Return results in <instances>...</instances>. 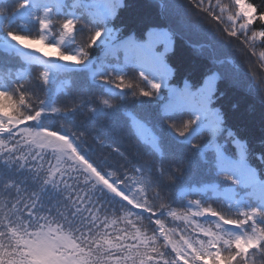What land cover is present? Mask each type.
<instances>
[{
	"label": "trees",
	"instance_id": "trees-1",
	"mask_svg": "<svg viewBox=\"0 0 264 264\" xmlns=\"http://www.w3.org/2000/svg\"><path fill=\"white\" fill-rule=\"evenodd\" d=\"M13 1L15 0H0V8ZM198 1L201 2V0H118L117 6L119 4L122 6L118 7L114 14L98 18L92 17L96 10L93 0H67L70 8H66L60 15H57L60 11L39 9L31 4L18 10L10 20L9 28L18 24L30 25V29L36 31V36L44 35L47 41L55 32L61 35V24L72 20L74 30L64 37L77 43L86 56L82 58V63L78 64L76 70H59V77L71 80H68V85L60 83L53 92L42 96H39V93L54 85L51 80H44L41 77L42 83L35 80L33 72H38L32 65L24 63L22 57L17 54L10 53L7 56V59L12 56L11 59L18 63L17 68H5L0 59V91L13 97L18 95L30 97L35 103L22 110L29 115L34 114L35 110L40 111V126L67 136L85 159L103 158L109 155L112 149L123 153L124 156H119L117 152H112V158L117 163L114 162L110 167L119 174L120 165L123 164L133 179L127 183H117L115 185L117 190L122 195L134 198L132 187L140 188L142 184L146 191H149V203L158 213L152 219H161L166 227H176L177 231L187 228L186 234L193 235L195 231L190 225L186 226L180 219L163 215L164 212L170 211L182 215L184 203L179 198L182 192L202 195L200 198H212V203H216L217 206L214 211L226 218L242 219L241 213L255 209L258 198L248 194L249 188L240 186L234 176L219 170L220 167L227 165L228 158L234 159L235 172L240 171L237 165L244 161L255 177L264 183V63L259 59V53L264 51V41L250 42L251 46L243 43L245 35H250L251 30L264 29L257 24L250 26L249 30H245V35H240L238 39L230 37L227 35V29L232 27V24L223 21L211 3L202 0L201 9ZM247 2L257 6L258 12L264 10V0ZM210 7L213 13L204 10ZM229 11L233 14L236 11L235 6H231ZM80 13L84 14L92 25L98 28L102 26V36L86 50L84 44L90 33L81 27V22L76 21ZM213 14L219 16V20L214 19ZM56 16L62 18L58 25L53 22L57 21L54 20ZM41 19L49 21V28L43 32L39 27ZM4 24V16L0 15V30ZM78 29H81V34L77 32ZM159 32H167L172 44L171 52L165 54L166 60L161 61L158 67V74L165 76L168 87L160 86L159 93L151 99L131 98L130 90H121L109 77L111 73L112 77L131 79L138 73L136 67L120 59V43L129 35L143 40ZM211 74L217 75V82L212 87L215 93L214 102L207 118L214 113L219 114L221 128L216 145H208L210 141L208 139L201 142L199 148L193 149L191 143L195 137L203 133L211 134L204 126V119L197 118L191 132L183 137L176 135L164 120L179 124L185 116H192L188 107L174 106L173 92L182 86L184 81L195 88L201 84L205 76ZM145 77L158 83L156 75L147 74ZM75 80L96 87V98H91V95L83 91L86 95L82 97L84 101L82 107L78 106L75 97H60L61 93H68L72 81ZM10 84L15 85L8 92ZM101 101L112 102L114 106L108 107ZM116 132L121 134V139L117 138ZM149 132L153 134L155 147H150L140 136L141 133ZM12 136L0 135V140L10 143ZM73 137H79V141ZM80 141L87 151L82 150ZM134 151H138L139 156H133ZM143 159L151 160L152 163L144 166L141 163ZM0 162L9 163L6 157H0ZM157 163L160 165L159 170L156 168ZM173 167L182 169L179 176L172 174ZM10 172L14 174L9 181L10 184L28 191L30 193L28 195L33 196L38 204L36 211L43 214L55 215L57 209L64 212L69 201L73 205V202L79 204L77 196L88 197V194L82 191L83 186L78 179H74L77 174L71 170L67 178L55 177L53 182L43 185L42 188L41 177L30 178L23 175L18 167H11ZM169 174H172V181L166 182L164 177ZM224 176L231 179L225 180L222 178ZM120 179H123L122 175ZM109 180L111 182V178ZM4 184V181L0 183V191H3ZM97 188L99 194L96 190L93 191L92 195L96 202L91 201L92 205L107 211L109 215L114 213L122 215L123 211H131L140 217H132L137 226L148 235L152 234L151 229H154L155 225L149 222L148 213L131 209V206L124 204L125 201L121 198L108 194L99 186ZM222 189L230 190L234 195V203L230 207L225 206L220 196ZM65 196L67 200L64 199ZM135 199L139 200L138 195ZM85 203L88 201L85 200ZM70 209L68 208L66 213ZM257 213L252 222L239 227L248 235H252L253 225L264 229L262 224L264 215L260 211ZM124 226L120 225L121 228ZM218 232L225 239H231L227 233L221 230ZM224 251L227 254L232 250ZM262 252L264 242L256 249L250 250L249 264H259L258 259ZM165 256L169 264H174V254L170 255L165 250Z\"/></svg>",
	"mask_w": 264,
	"mask_h": 264
},
{
	"label": "snow or ice",
	"instance_id": "snow-or-ice-1",
	"mask_svg": "<svg viewBox=\"0 0 264 264\" xmlns=\"http://www.w3.org/2000/svg\"><path fill=\"white\" fill-rule=\"evenodd\" d=\"M109 3L112 5L109 15L114 14L118 7L122 6V4L117 6L118 0H109ZM232 3L236 11L227 16V20L232 24V27L227 29V35L238 39L240 35H245V30H249L250 26L257 24L264 29L262 23L264 10L258 12V7L247 0H232ZM26 6L25 0H18L17 10H22ZM199 6L203 9L202 0ZM216 7H219L221 13L226 11L219 0ZM204 10L213 13L211 7ZM214 19L219 20V16L214 15ZM238 22L237 29L235 25ZM39 27L43 32L49 28V21L41 19ZM74 27L72 20L63 22L61 39L71 34ZM102 34L97 32L92 37V42ZM7 36L22 48L34 49L45 57L56 56L61 61H71L73 64H80L82 58H86L83 50L79 55H62L58 46L45 43L44 35L32 38L8 31ZM256 40L264 41V30H251L250 35H245L243 43L251 46L250 42ZM144 44L149 52L154 53V46L149 45L147 41ZM157 58L161 60L160 57ZM259 59L264 61V51L259 53ZM43 79H47L46 72ZM159 86V83L152 85L154 90ZM30 104L31 100L27 95L13 97L0 91V134L14 133L10 143L0 140V157L25 164V161H29L38 151L51 149L56 153H62L65 150V144L54 138L60 134L52 131L32 132L23 127L28 121L35 120L41 115H36L38 110H35L34 114H27L26 119H21L22 108ZM204 107H207L206 103ZM216 130L213 128L208 139L214 137ZM65 140L70 142L68 137ZM25 148L29 151L25 152ZM56 174L55 169H50L47 179L53 182ZM115 185L112 184V188L116 189L118 197L126 201L131 200V209H139L149 214V222L155 225L154 229H151V235L137 226L132 217H140L131 211H127L126 216L115 213L109 215L107 211L92 205L87 196L83 198L77 196L80 203L73 202L75 207L68 213L59 211L55 215L40 213L36 211L38 204L33 196H26L20 188L5 183L3 191H0V264H169L165 250L170 255L174 254V264H249L250 250L256 249L264 242V229L254 225L252 235L237 236L233 239H225L220 232L205 228L201 224L191 225L195 230L194 235L186 234L187 228L177 231L176 227H166L161 219H152L158 213L149 203V191H146L142 184L140 189L144 191V196L139 200L122 195ZM6 190L14 191V197L9 199L5 195ZM136 195L139 196V193ZM85 200L88 203H85ZM257 214L253 209L241 213L243 218L237 220L226 218L211 207L199 208L183 216L175 211L169 212L171 217L182 219L185 224H190L189 216H210L217 217L223 225L235 227L249 224ZM121 224L125 226L121 228ZM224 249L232 251L226 254Z\"/></svg>",
	"mask_w": 264,
	"mask_h": 264
},
{
	"label": "clouds",
	"instance_id": "clouds-1",
	"mask_svg": "<svg viewBox=\"0 0 264 264\" xmlns=\"http://www.w3.org/2000/svg\"><path fill=\"white\" fill-rule=\"evenodd\" d=\"M81 27L85 28L86 31L90 33V35L87 38V41L84 44V49L86 50L88 48H91L92 45L100 38L98 37L95 40V42H92V37L97 32L102 33V26L98 28L90 24H81ZM116 31H121V30H116ZM149 31H151V29H149ZM130 38L131 36L129 37V39ZM61 54L70 55V54H65L62 51H61ZM157 56L160 57L162 61L166 60V56L163 53L158 54ZM174 71L175 70L173 69V72ZM109 77L112 79V82L115 83L121 90H124V89L130 90L131 98L139 99L140 97H147L151 99V98H154L159 93V90H160V86L157 90H154L152 85L155 82H152L151 80L147 79L142 73H136L135 76L131 79H126L124 77H112L111 73H109ZM211 79H212L211 75L205 76L200 85V88L204 89L206 92V103L207 104H211L213 102L214 95H215L213 88L210 86ZM18 90L19 89H17V91ZM142 93H147V95H144ZM34 103L35 102L31 100V104H34ZM101 103L107 105L108 107L114 106L113 103L109 101H101ZM29 106L30 105H26L25 108L23 109H27L29 108ZM40 114H41L40 111L36 112V115H40ZM26 118H27V114L25 111L22 110L21 119H26ZM164 123L167 124V126L170 129H172L173 132L176 133V135L183 137L185 136V134L190 133L193 127L196 125L197 117L185 116L183 121L179 124L170 123L167 119L164 120ZM115 135L119 139L122 138L119 132H116ZM208 136H209L208 133H203L200 136L195 137L191 143V147L193 149L199 148L201 145V142H205L208 140ZM66 137L67 136L65 135H57L54 138L64 141ZM73 139L76 141H79V137H73ZM80 143H81L82 150L87 151L88 149L83 146V142L80 141ZM112 152H117V150L112 149L109 155L104 156L103 158H94L92 160L85 159L84 156H82L81 154L77 152L76 148L73 146V142L70 140V142L68 141V143L65 145V150L62 153H53V155L55 156L57 165H60V167L62 168L64 164H67L68 168L77 174L76 178L78 179L79 183L83 186L82 191L88 194V198L90 201L95 203L96 198L92 195V193L94 190H96L97 194H99V189L97 188V186H101L103 189H106L108 192L114 193L117 196L118 194L112 190V187H111L112 184L127 183L129 180L133 179V176L129 173V171L127 170V168L124 167L123 164L120 165L121 167H120L119 174L116 170H113V168L110 167L111 165H113L114 162L117 163V161L112 158ZM117 154L119 156H124V154L121 152H117ZM132 155L139 156V153L138 151H134L132 152ZM6 159L8 158L6 157ZM124 159L126 162L127 157H125ZM8 162L17 163L20 167L24 166L23 162H17L15 160H10V159H8ZM141 163L144 166H147L151 164L152 161L148 159H143ZM156 168L157 170H159L160 168V165L158 163L156 164ZM38 170L39 169H37V171ZM181 170H182L181 168L173 167L172 174L179 176L181 173ZM172 174L166 175L164 177L166 182L172 181ZM121 175L123 176L122 180L120 179ZM47 176L48 174L41 177V180L43 181V183L41 184V188L43 187V185H47L51 183L47 179ZM109 178H111V183H110ZM222 178L225 180H230V177L228 176H224ZM132 193H133L134 198L137 193H139V196H138L139 198L144 196V191H142L140 188L132 187ZM61 195H63V193H61ZM64 199L67 200V197L65 196ZM127 204L131 205V200H128ZM74 207L75 205H73L71 201H69L68 204L65 206L63 213H66L68 208H74ZM57 211H60V209H57ZM127 214H128L127 211H123L122 216H126ZM258 260H259V264H264V254H260V258Z\"/></svg>",
	"mask_w": 264,
	"mask_h": 264
},
{
	"label": "rangeland",
	"instance_id": "rangeland-1",
	"mask_svg": "<svg viewBox=\"0 0 264 264\" xmlns=\"http://www.w3.org/2000/svg\"><path fill=\"white\" fill-rule=\"evenodd\" d=\"M205 2L211 3L210 5H213L218 12L220 13L219 16L222 18L223 21H226L227 23L231 24L230 21L227 20V16L231 15L229 8L233 6L232 0H219L220 4L223 5L226 8V11L224 13L220 12L219 7H216L217 0H203ZM33 3L40 5L41 7H47L50 5L53 0H32ZM200 2L198 1V4ZM99 13L101 14H108L110 9V3L109 0H97ZM15 10L9 11L5 10V14L9 17L12 15V13ZM3 12V13H4ZM236 19L239 20L237 17ZM235 27L238 29L239 24H236ZM145 42V41H144ZM144 42L135 43L131 40H129L123 47V56L124 59L136 64L142 73H145L147 71L154 72L156 70V63L160 61V59L157 58L156 55L163 53V50H160V44L162 42V39L159 36H156L150 40H148V44L154 46V53L149 52L147 47L145 46ZM67 41L61 38H58L50 43V45H56L59 48H61L64 44H66ZM9 44L12 46L13 49H16L20 54L24 55L28 61H33L39 64H43L45 66V71L48 75H50L54 69H56L59 66L73 68L76 66V64H73L71 61H61L58 60L56 56H49L45 57L41 53L36 52L34 49H24L21 46L17 45L15 42L11 41L9 39ZM164 48L166 50H169V46L165 45ZM70 55H79V52L77 50H73L69 52ZM258 57V53H257ZM264 63V61H262ZM214 80L211 79L210 85L213 83ZM160 84H164V80L160 77L159 78ZM186 97L190 98L187 99ZM177 103L179 105L189 104L192 107V110L196 116H202L204 115L210 104L206 103V92L204 89H201L200 87L194 91H189L188 89L180 90L178 92L177 96ZM206 103L207 107H204V104ZM219 117L214 116L213 119L207 123V127L212 131L213 128L219 129ZM30 124H25L23 127H26L28 130L32 132H41L42 130H34V127L28 126ZM216 130V131H217ZM216 133V132H215ZM11 135H14V133H10ZM65 145L68 143L66 140L61 141ZM56 153V152H54ZM228 171H232V167H228ZM238 180L242 185H249L253 183L255 180L251 174H249L248 170H245V172L238 175ZM257 194L260 195L261 201L259 203V208L264 210V185L259 184L256 186ZM224 197L226 199L227 203H230L232 201V197L229 193L225 192ZM239 235H236L237 237Z\"/></svg>",
	"mask_w": 264,
	"mask_h": 264
}]
</instances>
